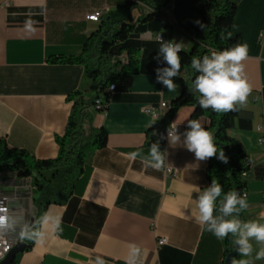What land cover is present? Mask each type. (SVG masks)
<instances>
[{
	"label": "crops",
	"instance_id": "crops-1",
	"mask_svg": "<svg viewBox=\"0 0 264 264\" xmlns=\"http://www.w3.org/2000/svg\"><path fill=\"white\" fill-rule=\"evenodd\" d=\"M119 1L13 0L9 7L0 8V141L38 159L58 156L57 137L65 133L73 106L68 96L82 86L84 66L48 59L80 56L85 39L110 18L137 20L142 10L119 11ZM203 1L174 0L164 10V19L138 23L125 42L112 48L111 53L124 61L123 47L138 49L140 71L113 92L106 110L91 107L94 126L106 131V145L88 156L86 173L71 196H60L63 179L49 172L56 184L54 193L44 192L34 203L35 193L43 189L34 184L36 178L29 183L13 173H0V203L9 200L11 218L17 221L11 229L14 237L25 224L33 228L31 211L48 203L38 225L43 242H34L18 254L16 264H96L97 258L104 264H129L133 246L140 250L136 264H225L222 241L191 216L195 189L207 186L208 159L197 161L194 153L169 141L162 145L158 133L149 132L154 121L145 112L147 106L171 102L181 92L179 87L168 91L157 82L156 69L164 67L162 59L157 61L158 34L165 41H183V50L189 51L193 41L185 31L196 25ZM236 2L232 29L224 37L241 36L248 46L243 63L252 91L241 109L243 127L229 134L254 162L246 189L247 220L264 223V142L258 141L256 130L264 123V0ZM98 10H104L101 22L86 19ZM92 91H96L94 84ZM192 109L182 107L171 120L181 133L187 130ZM199 121L203 127L208 125L205 118ZM153 143L167 152L170 172L145 168L140 158H130L136 151L146 156ZM162 237L167 242L159 246ZM19 241L29 244L31 240ZM252 243L258 251L259 245Z\"/></svg>",
	"mask_w": 264,
	"mask_h": 264
},
{
	"label": "trees",
	"instance_id": "trees-1",
	"mask_svg": "<svg viewBox=\"0 0 264 264\" xmlns=\"http://www.w3.org/2000/svg\"><path fill=\"white\" fill-rule=\"evenodd\" d=\"M174 0H120L117 3L119 11H133L141 9L137 20L108 19L106 25L93 32L84 41V51L80 56H59L48 59L50 63L81 64L84 66V80L82 86L68 96L73 102L65 133L57 137L59 153L55 159H38L24 149L10 148L0 141V173L22 174L31 182L34 173L44 174L55 172L63 179L60 190L61 197H69L74 193L76 182L82 179L86 173V159L94 151L106 145V131L104 128L94 126V116L91 107L94 108L95 100L101 98L103 110L107 109L113 92L120 90L125 81L137 75L140 71V51L133 47H123L121 53L126 52V61L114 56L112 48L125 42L134 31L138 23H147L155 18L164 19V10L172 6ZM236 0H205L198 5L199 21L205 25L201 29L195 25L190 31H185L193 41L189 51L179 53L181 69L179 75L174 78L176 87L181 89L180 94L171 101V108L167 112L164 123H168L176 113L185 106H190L193 111L192 119L205 118L208 125L205 127L214 137L218 148H222L227 163L221 161L218 156L208 159L206 178L208 187L213 179H216L223 187L224 192L236 190L243 193L247 189V182L252 173L246 162L248 154L241 143L229 134V130L242 126V110L228 113H217L211 109H201L197 102L198 93L192 92L193 81L198 75L191 67L192 57L202 58L209 55L212 50L231 48L237 43L242 44L241 36L233 39L224 35L232 29L236 12ZM166 26H170L169 22ZM164 63V67H166ZM95 85V94L91 98L87 92V82ZM116 84V89H109L111 84ZM237 123L239 125H237ZM160 125L154 123L149 132H156ZM245 126V125H244ZM248 172V177L243 173ZM36 187H42L35 180ZM36 199L34 198V203ZM48 203H41L36 208L33 230H38L39 220L46 211ZM242 220L247 221L246 210L240 214ZM34 240H31L25 251L32 248ZM225 256L235 249L232 237L229 235L223 241ZM239 254L235 259H239ZM15 259L14 264H16Z\"/></svg>",
	"mask_w": 264,
	"mask_h": 264
},
{
	"label": "clouds",
	"instance_id": "clouds-1",
	"mask_svg": "<svg viewBox=\"0 0 264 264\" xmlns=\"http://www.w3.org/2000/svg\"><path fill=\"white\" fill-rule=\"evenodd\" d=\"M195 23L201 29L205 28L199 20ZM156 39L160 45L157 61L162 59L167 65L156 69V79L168 91H173L176 87L174 78L179 75L181 69L179 53L183 51V41H165L161 34ZM247 57L248 46L241 43L219 51L212 50L209 55L202 58L192 57L191 67L198 73L192 84V92L198 93L196 98L201 109L228 113L247 106L252 91L244 72L243 62ZM167 139L170 145H182L194 153L197 161L218 156L221 161L227 163L222 148L217 147L213 135L197 119L188 120L187 130L183 133L179 132L175 122L170 124ZM129 156L132 160L140 158L145 168L171 170L167 163V152L162 151L157 143L151 145L146 156L140 151L132 152ZM194 192L197 193V197L194 199L195 208L191 210L192 218L203 230L212 233L218 240L223 241L231 235L232 243L242 257L238 260L233 258L231 264H254V260H264V223L240 218V214L249 207L246 192L230 190L225 193L216 179H213L208 187L197 188ZM16 223L14 218L0 215V229H14ZM19 238L42 243L44 233L25 224L21 226ZM252 241L259 245L258 251L254 249ZM139 252L138 247H132L129 264H136ZM96 264H104V261L97 258Z\"/></svg>",
	"mask_w": 264,
	"mask_h": 264
},
{
	"label": "built area",
	"instance_id": "built-area-1",
	"mask_svg": "<svg viewBox=\"0 0 264 264\" xmlns=\"http://www.w3.org/2000/svg\"><path fill=\"white\" fill-rule=\"evenodd\" d=\"M12 2L13 0H2L0 2V8L9 7L12 4ZM103 15H104V10H98V11H95L87 15L86 19L89 21H93V22H101ZM160 34L163 37V34L162 33ZM261 40L262 42H264V32L261 34ZM109 89L111 91H114L116 89V84L114 83L111 84ZM94 108L98 111H103V102L101 98H97L95 100ZM170 108H171V102H167V101H161L160 104H158L157 106H147L145 108V112L152 117L154 123H158L160 125L156 132L158 133L160 137V141L162 145H166L168 141L167 129L169 125L173 123L171 121L166 124L164 123L165 116L167 112L170 110ZM177 128L179 132L181 133V129L178 125H177ZM256 130L260 134L258 141L260 143H263L264 142V123L257 125ZM246 164L251 170L254 168V162L250 157L247 158ZM173 173L176 174L177 171L175 170L173 171ZM243 176L248 177V172H244ZM244 192L247 193V190H245ZM11 212H12V209L10 207L9 200L8 198H4L3 201L0 203V215H8L11 218ZM18 242H19V236L14 237L11 230L0 229V264L4 260V258L7 256V254L12 250L14 245H16ZM166 242H167V239L162 237L158 240V245L162 246Z\"/></svg>",
	"mask_w": 264,
	"mask_h": 264
},
{
	"label": "rangeland",
	"instance_id": "rangeland-1",
	"mask_svg": "<svg viewBox=\"0 0 264 264\" xmlns=\"http://www.w3.org/2000/svg\"><path fill=\"white\" fill-rule=\"evenodd\" d=\"M87 84H89V87L87 86V92H88L89 96L91 98H93L94 97V94H95L92 91L93 82L88 81ZM18 174H14V175H17L18 176ZM33 176L36 178V180L38 181V183L40 185H42V187H43L42 190H40V191L38 190V192L35 193V197L34 198L36 199V197H37V202H38V200H40V198L42 197V195H43L44 192L45 193H48V194L49 193L50 194L54 193V190L56 188V184L54 182L53 183L51 182L52 181V175H51V173H49V172H45L44 174L34 173ZM37 206H39V205H37ZM35 213H36V209H34V210L31 211L32 217L35 216Z\"/></svg>",
	"mask_w": 264,
	"mask_h": 264
},
{
	"label": "water",
	"instance_id": "water-1",
	"mask_svg": "<svg viewBox=\"0 0 264 264\" xmlns=\"http://www.w3.org/2000/svg\"><path fill=\"white\" fill-rule=\"evenodd\" d=\"M21 177H22V174L19 173L18 178H21ZM31 221H32V224H34L35 218L32 217ZM27 246H28V243H26L24 241H19L16 245H14L12 250L7 254V256L4 258V260L1 262V264H14V261H15L17 255L24 252L25 249L27 248ZM238 254L239 253L237 252V250L234 249L233 252H231L227 255V257L225 259V264H231L232 259L236 258Z\"/></svg>",
	"mask_w": 264,
	"mask_h": 264
}]
</instances>
